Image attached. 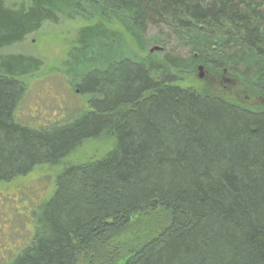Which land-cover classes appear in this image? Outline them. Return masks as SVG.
<instances>
[{
	"label": "trees",
	"instance_id": "trees-1",
	"mask_svg": "<svg viewBox=\"0 0 264 264\" xmlns=\"http://www.w3.org/2000/svg\"><path fill=\"white\" fill-rule=\"evenodd\" d=\"M78 17L65 69L87 108L69 120L19 123L42 62L0 58V182L64 166L10 264H264V0H0V50ZM149 18L186 33L192 57L101 62L119 30L137 42ZM201 65L212 80L184 84ZM100 140L102 157L64 164ZM135 217L154 231L124 246Z\"/></svg>",
	"mask_w": 264,
	"mask_h": 264
},
{
	"label": "rangeland",
	"instance_id": "rangeland-1",
	"mask_svg": "<svg viewBox=\"0 0 264 264\" xmlns=\"http://www.w3.org/2000/svg\"><path fill=\"white\" fill-rule=\"evenodd\" d=\"M4 1L8 6L28 2V0ZM85 23L82 17L74 20L60 18L58 24L45 25L23 43L0 50V58L22 55L42 62V70L25 80L26 90L15 113L19 123L32 128L52 127L69 120L70 116L76 114L75 112L87 108V96L76 91L74 82L76 79L69 76L65 69L68 54L75 44L80 27ZM146 25L143 36L137 42L118 28V38L108 41L109 43L105 42V47L112 48V51L110 49L101 62L125 56L143 57L148 54L165 62L169 59L186 61L195 53L188 43L186 33L182 34L171 26L150 18ZM158 48L162 50L150 53L152 49ZM103 50L104 48L100 46L92 57V62L98 59V54ZM95 64H100V61L91 63V66ZM241 69L243 67L239 68V71ZM203 73L204 77L200 78L198 68L195 78L190 77L189 73H184L180 78L184 84L200 86L212 80L210 75L212 73L205 67ZM110 147L111 142L107 140L87 142L64 164L74 165L100 158ZM63 168V165L39 166L24 177L0 182V264L12 263L34 240L35 218L40 213L39 207L53 196L57 178ZM82 207L74 212L76 218L80 216L79 214H84L82 211L88 208ZM135 219L134 227L125 233L121 240L124 246L132 245L138 238L154 231V223L150 218Z\"/></svg>",
	"mask_w": 264,
	"mask_h": 264
},
{
	"label": "water",
	"instance_id": "water-1",
	"mask_svg": "<svg viewBox=\"0 0 264 264\" xmlns=\"http://www.w3.org/2000/svg\"><path fill=\"white\" fill-rule=\"evenodd\" d=\"M159 50H162V48H158L157 50L156 49H152L150 53H153V51H159ZM203 71H204V67L203 66H200L199 67V72H200V76L199 77L200 78H203L204 77Z\"/></svg>",
	"mask_w": 264,
	"mask_h": 264
}]
</instances>
